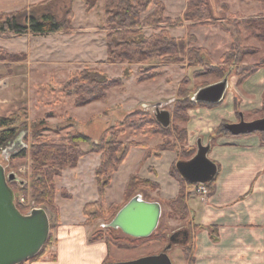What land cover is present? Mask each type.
Returning a JSON list of instances; mask_svg holds the SVG:
<instances>
[{
	"label": "rangeland",
	"instance_id": "374dc122",
	"mask_svg": "<svg viewBox=\"0 0 264 264\" xmlns=\"http://www.w3.org/2000/svg\"><path fill=\"white\" fill-rule=\"evenodd\" d=\"M70 1L54 0L49 7L59 17L63 13V7L69 5ZM189 1L160 0L164 5V16L171 19L163 26L164 30L170 38L183 39L186 46L181 53L160 59L158 62L107 64L105 45L107 31L104 27L103 0H99L98 7L89 11L86 10L83 0H72L71 28L66 32L27 35L6 42V45L13 51L31 49L33 62L26 76L28 86L23 89L19 86L23 80L15 77L12 84L0 88V96L15 98V100L16 96L26 97L25 104L30 120L50 114V117L46 119L49 129L45 134L57 141L73 129L89 138L87 142L81 143V148L86 154L79 159L75 167L62 170L61 177L56 181L55 199L64 211L67 206L69 212L72 210L77 212V207L82 201L92 203L97 200L94 169L100 162V155L91 152V145L98 142L108 128H116L115 130L123 128L125 133L121 140L125 142L145 141L148 145L145 148H130L105 188L104 200L106 205L122 204L123 191L132 174L160 183L163 189L165 188L162 189L163 194L158 193V189L153 190L144 186H139L135 194L148 197L147 201H158L161 204V217L153 233L156 236L165 234L166 240L146 242L135 249H117L112 246L109 249V258L112 261H126L158 254L168 243L169 237L182 227L191 234L189 216L180 219L170 213L163 201L166 199L161 198L162 195L167 198L170 195L166 191L165 181L169 174L171 153L175 152L166 150L163 156L156 157L158 151L154 149L162 141L161 135L154 133L151 137H143L139 130L129 127L128 122L121 125L120 122L124 120L126 114L138 110L144 114L145 118L155 119L156 108L169 111L170 130L174 124L178 130L185 128L187 131L185 142H176L173 130L170 133L169 138L172 139L169 140V144H177L179 152L191 146H194V151H196V137L192 142L188 140L187 124L191 119L190 110L192 109L203 106L217 108L224 100L226 104L234 103L235 108L232 109L233 111L230 109L232 120L215 122L216 125L212 127V132L224 131L221 123L238 122L240 115L245 121L264 116V101L258 102V96L264 97V0H205L210 10L209 18L183 19V14L188 10ZM153 8L154 6H151L149 10ZM175 20L180 21L175 24ZM143 31L145 36L159 32L150 27H144ZM25 58L24 53L9 54L5 50L0 51V62L20 61ZM85 68L100 69L109 78L121 79L122 85L107 89L104 101L98 100L84 106H74L73 97L68 98L61 87L69 80L70 74ZM142 74L150 78L140 81L138 78ZM55 77L56 79L61 77L60 81L57 82ZM46 78L48 85L37 90L34 84ZM224 78L227 79L228 87L221 102L212 105L193 100L200 88L222 81ZM247 80H250L247 85L254 88V97L248 94V90L242 91L241 89ZM15 84L21 87L22 93L17 92ZM241 98H245L246 101L251 100V103L240 108L243 103ZM177 106H181V110L188 108L186 114L189 121L187 123L173 122V114ZM225 107L220 110L229 112ZM217 110L219 114L221 111ZM181 112L180 116H184L183 111ZM208 126L207 122L202 124V127ZM144 128L147 129L146 126ZM30 143V128L25 126L18 131L12 141L0 149V164L3 165L6 173L16 175V180L13 181L15 185L12 188L14 202H18L23 214L37 207L30 197ZM147 148L150 149V155L147 154ZM22 149L27 150L26 157L12 158ZM178 159L179 153L176 152V161ZM68 190L73 194L72 199L64 198L65 196L71 198L72 194ZM94 196L96 198L92 199ZM56 200L55 204L58 207ZM78 211L81 212V210ZM48 216L49 225L59 223V217L56 221L52 214ZM110 220L104 215V217L91 221L93 229L90 234L94 231L108 229L105 225ZM55 224L50 230L56 226ZM50 230L49 245L53 243V234ZM111 230L115 234L122 233L120 230L112 228ZM185 242L183 246L174 244L167 251L172 264L182 262L181 248L190 244V238Z\"/></svg>",
	"mask_w": 264,
	"mask_h": 264
},
{
	"label": "trees",
	"instance_id": "16d2710c",
	"mask_svg": "<svg viewBox=\"0 0 264 264\" xmlns=\"http://www.w3.org/2000/svg\"><path fill=\"white\" fill-rule=\"evenodd\" d=\"M52 1L54 0H44L16 11L1 13L0 35H45L66 32L71 28L72 0L69 5L63 7V13L59 17L49 7ZM83 1L87 11L98 7L99 0ZM151 6H154V8L149 10ZM190 8L193 9L191 10ZM38 10L39 12H37ZM163 12L164 5L160 0H103L104 27L107 31L105 35L106 59L108 63L158 62L160 59L169 58L172 55L181 53L186 45L183 39H173L168 36L163 26L169 23L171 19L164 16ZM190 13H192L191 16ZM209 15L210 10L205 0H190L188 10L183 14V19L191 17L206 19L209 18ZM179 21L175 20V24H178ZM144 27L157 29L159 32L145 36ZM0 51L3 50L0 48ZM147 78L150 77L142 74L138 79L141 81ZM120 85H122V81L119 78H109L97 68H85L74 72L61 88L67 97H73L74 106H84L93 101H104L107 96V89ZM181 109V106L175 108L173 122L187 123L189 121V117L186 114L188 108ZM181 111H183L184 114L182 115L184 116H180ZM48 117H50V114L30 120L27 109H20L7 117H0V149L12 141L22 127L29 126L31 135L29 149L31 159L30 197L37 207L44 208L48 214H52L55 220L58 221L59 210L55 204L56 181L61 177L62 170L73 168L77 165L79 159L85 154L81 148V143L87 142L89 138L82 132L73 129L68 131L60 140H55L53 137L45 134L49 129L46 120ZM132 117L135 118L132 120ZM127 122L129 123V127L139 130L143 137H151L154 133L161 135L160 137L163 139L154 149V151H158L156 155L154 154L156 157H159V153L164 150H171L179 153L180 160H185L189 159L195 152L194 146L189 147L187 150L182 149L179 152L177 144H169V140L172 139L169 138L172 130L176 142H185L187 140L185 128L178 130L174 124L172 130H170V126L164 128L155 119L145 118L144 114L138 110L126 114L120 124L125 125ZM145 126L147 129L144 128ZM115 129L112 127L108 128L100 140L91 145V152L100 155L99 165L94 170L98 197L97 200L92 203H86L83 207L82 213L86 218V224H90L91 221L104 217V215L112 219L117 211L135 195L136 189L139 186L153 190L159 188L157 182L132 174L123 191V203L120 205L116 203L106 205L104 200L105 188L109 185L112 175L118 170L119 165L125 159L130 148H145L148 146L145 141L125 142L121 140V137L125 133L124 129ZM222 134V131L213 132L209 137L210 145H213L217 136ZM262 142L264 144V138ZM149 150L147 148L148 155H150ZM26 153L27 150L22 149L12 158H24L26 157ZM169 175L178 181L179 191L175 197L163 201L168 206L170 213L180 217V219H184L189 214L185 190V185L189 183L184 181L179 175L175 163L170 166ZM212 182L207 183L206 186L209 188ZM14 185L13 182L9 183L11 188ZM143 197L148 200V197ZM64 198L70 197L65 196ZM15 204L21 212L22 209L18 202ZM53 226L50 224V228ZM209 230L211 239L216 241L217 228L211 226ZM189 238L191 242L182 248V252L184 258L191 263L192 233L188 232ZM88 239L90 242L104 240L108 249L112 246L117 249H135L146 242H161L166 240L163 233L159 236L152 233L145 238H132L122 233L115 234L111 228L94 231L89 235ZM49 241L50 234L40 252L28 260H34L42 256L46 251ZM107 262H112L109 255L103 264Z\"/></svg>",
	"mask_w": 264,
	"mask_h": 264
},
{
	"label": "crops",
	"instance_id": "0c3cea01",
	"mask_svg": "<svg viewBox=\"0 0 264 264\" xmlns=\"http://www.w3.org/2000/svg\"><path fill=\"white\" fill-rule=\"evenodd\" d=\"M42 1L44 0H0V14ZM27 35L36 36L32 34L0 35L1 49L9 54H26L24 60L0 62V88L12 84L15 77L23 80L19 84L23 89L28 86L26 76L33 62L31 49L13 51L6 45L10 39ZM60 79L61 77L56 79L57 82ZM46 80L47 78L34 84L37 90L48 85ZM249 81L243 83L241 89L248 90V94L254 97V88L247 85ZM15 87L17 92L22 93L21 87L17 84ZM258 97V102L262 103L264 97ZM25 101H27L26 97L16 96L15 100V98L0 96V117H7L20 109L28 110ZM224 101L217 108L203 106L190 110L191 119L187 124L189 142H192L195 137L196 140L201 138L204 142H209L215 122L232 120L230 109L235 108L234 103L226 104ZM242 101L240 108L251 103V100L246 101L245 98H241ZM225 105L228 106L225 107ZM222 107L229 112L221 111ZM217 109L221 111L219 114ZM205 122L209 124L208 127H202ZM225 124L226 122L221 123L222 127ZM222 132L223 134L214 140L208 153V157L217 165V174L208 188V193L204 195L198 192L196 184L185 185L186 205L192 233L190 253L192 262L189 263L182 252L183 260L180 264H264V144L262 142L264 134L255 132L232 136L225 131ZM165 152L166 150L160 155L163 156ZM171 154L169 168L177 162L176 152ZM165 182L166 191L170 195L168 198L162 195L161 198L171 199L178 194L179 183L169 174ZM158 185V193L163 194V186L160 183ZM72 198L73 194L69 199ZM95 198V196L92 197V199ZM86 203L88 202L82 201L78 205L77 208L81 212L78 210L69 212L67 206L64 211L57 203L59 223L50 230L53 234V243L48 244L42 256L22 264H103L110 250L104 240L89 241L93 225L85 223L86 218L82 210ZM211 226L217 228L216 241L211 239L209 230Z\"/></svg>",
	"mask_w": 264,
	"mask_h": 264
},
{
	"label": "water",
	"instance_id": "95a60500",
	"mask_svg": "<svg viewBox=\"0 0 264 264\" xmlns=\"http://www.w3.org/2000/svg\"><path fill=\"white\" fill-rule=\"evenodd\" d=\"M227 79L200 88L193 100L206 104L219 103L227 90ZM156 121L164 128L170 125V112L158 108L154 113ZM232 136L255 132L264 134V116L245 121L240 115L239 121L223 126ZM19 137V136H18ZM209 142L196 140V151L188 160H178L175 167L179 175L189 184H207L215 178L217 165L209 157ZM16 180L14 173H6L0 164V264H20L38 254L49 237L48 212L41 207L32 208L23 214L16 207L14 192L9 183ZM162 213L158 201H147L141 194H135L115 214L105 226L120 230L132 238L150 236L157 228ZM175 232L161 252L126 261H112L105 264H172L167 254L174 244H184Z\"/></svg>",
	"mask_w": 264,
	"mask_h": 264
},
{
	"label": "flooded vegetation",
	"instance_id": "af4514ba",
	"mask_svg": "<svg viewBox=\"0 0 264 264\" xmlns=\"http://www.w3.org/2000/svg\"><path fill=\"white\" fill-rule=\"evenodd\" d=\"M223 129V128H222ZM224 130V129H223ZM187 229L185 228H181L177 233V238L179 240H181L182 242H185L188 239V231H186Z\"/></svg>",
	"mask_w": 264,
	"mask_h": 264
},
{
	"label": "built area",
	"instance_id": "2783aa9c",
	"mask_svg": "<svg viewBox=\"0 0 264 264\" xmlns=\"http://www.w3.org/2000/svg\"><path fill=\"white\" fill-rule=\"evenodd\" d=\"M197 190L204 195L208 193V187L206 184H197ZM21 201H23V199H21Z\"/></svg>",
	"mask_w": 264,
	"mask_h": 264
}]
</instances>
